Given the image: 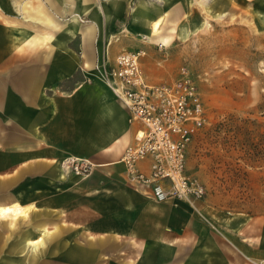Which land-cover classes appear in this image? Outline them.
<instances>
[{"label": "rangeland", "instance_id": "1", "mask_svg": "<svg viewBox=\"0 0 264 264\" xmlns=\"http://www.w3.org/2000/svg\"><path fill=\"white\" fill-rule=\"evenodd\" d=\"M86 2L101 15L120 10L118 0ZM139 5L157 9L152 14V20H160L156 34L166 39L163 43L140 36L153 47L149 65L166 74L157 83L171 82L184 71L203 98L207 125L188 149L186 171L204 185V197L193 203L178 198L158 203L126 174L119 176L116 194L104 189L99 195H81L55 188L44 194L43 176L33 174L41 173L43 160L32 164L0 144V206L34 207L30 218L0 217L5 241L0 264L27 263L24 253L9 255L7 227L15 223L21 230L31 228L30 219L46 221L49 229L61 222L59 235L63 228L61 240H56L61 244H52L35 264H74L64 259L99 238L104 250L96 256L97 264H264L262 257L246 254V240H241L245 231L250 233L253 219L264 236V0H125L124 19L116 26L128 27L132 8ZM81 20L89 21L85 16ZM147 57L144 53L142 62ZM5 114L0 112V125ZM4 131L9 134L10 129ZM60 162L53 164L62 187L85 184L102 168L92 163L87 175H79ZM99 174L100 186L107 188L110 175ZM49 195L60 207H37ZM129 202H139L140 209L132 206L125 213L122 204ZM209 234L220 239V252H212ZM143 235L146 241L138 239ZM144 243L148 248L160 244V256L143 261Z\"/></svg>", "mask_w": 264, "mask_h": 264}, {"label": "crops", "instance_id": "2", "mask_svg": "<svg viewBox=\"0 0 264 264\" xmlns=\"http://www.w3.org/2000/svg\"><path fill=\"white\" fill-rule=\"evenodd\" d=\"M83 1L0 0V112L6 113L5 121L0 125V144L4 150L17 153L22 159L34 162L32 164L43 160L41 173L34 171L33 174L43 176L44 194H51L53 188L62 192L73 189L72 192L81 195H99L104 189L116 194L120 192L115 188L119 176H127L120 158L126 146L133 142L137 127L128 123L127 110L111 89L101 82L96 65H112L116 55L123 50H141L149 56L143 62L141 59L146 80L157 83L156 80L166 75L149 65L153 47L140 38L144 34L152 41H166L156 34L159 25L153 29V24L160 22L152 20V14L157 9L144 5L133 7L131 24L120 29L116 24L124 19L121 8L125 0L116 2L120 7L118 12L104 11L102 15L94 13L91 7L89 9V3L83 4ZM83 16L88 17L87 23L79 22ZM5 128L10 129L9 134L4 131ZM66 157L87 159L102 168L97 169L85 184L74 187L66 183L67 188L62 187L63 181H60V173L57 172L59 169L53 163H59ZM140 167L147 169L145 163H141ZM99 171L110 175L105 182L107 188L100 186L97 178L101 176ZM45 197L37 207H60L51 195ZM138 204L123 203L121 208H126L125 213L129 214L132 206L140 209ZM14 205L28 209V214L13 216L15 219L32 217V205L22 207L14 203L0 208ZM92 207H96L95 203H92ZM27 224L31 228L28 226L23 230L15 223L9 224L7 229L12 240L8 252L11 256L23 252L28 258L26 264H35L40 256L51 249L52 244H61L57 241L61 240L63 228L59 235L61 222L59 225L53 223V229L48 228L46 221L34 223L30 219ZM258 224V220L253 219L250 233L245 231L241 240H246L247 255L264 260V236H259ZM41 227L49 234L44 237L39 251L33 254L22 249V241L26 238L37 239ZM34 233L37 235L33 238ZM160 234L162 237V232ZM210 234L209 246H212L215 254L220 252L221 243L220 239ZM138 239L146 241L147 237L138 236ZM94 241L86 247L74 249L64 259L65 262L97 264L96 256L104 250V246L101 238ZM160 246L154 243L148 248L144 243L143 261H147V256H160ZM4 248L5 241L0 234V252Z\"/></svg>", "mask_w": 264, "mask_h": 264}, {"label": "built area", "instance_id": "3", "mask_svg": "<svg viewBox=\"0 0 264 264\" xmlns=\"http://www.w3.org/2000/svg\"><path fill=\"white\" fill-rule=\"evenodd\" d=\"M143 54L123 50L112 65L95 66L101 82L127 110L128 123L137 127L120 162L128 178L153 201L178 198L193 203L206 193L200 180L186 171L188 149L207 125L203 98L184 71L171 82H148L141 66ZM60 163L79 175L92 169L83 158L66 157Z\"/></svg>", "mask_w": 264, "mask_h": 264}, {"label": "bare ground", "instance_id": "4", "mask_svg": "<svg viewBox=\"0 0 264 264\" xmlns=\"http://www.w3.org/2000/svg\"><path fill=\"white\" fill-rule=\"evenodd\" d=\"M158 25H159V22H155L153 24V29H156L158 27ZM27 211H28V209H23V208L19 207L18 205H14L12 207H5V208L3 207V208H0V216L1 217H5L7 215H12L14 217H16L18 215L24 216V215H26ZM38 231H40V234L37 237V239L33 240L31 238H26L22 241V243H21L22 249L26 250L29 253H33V254H35L37 251H39L40 247L44 243L43 242L44 237H47L49 232L45 228H42L40 230L38 229Z\"/></svg>", "mask_w": 264, "mask_h": 264}]
</instances>
